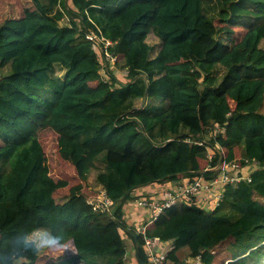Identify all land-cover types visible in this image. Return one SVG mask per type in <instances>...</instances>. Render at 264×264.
<instances>
[{"label": "trees", "instance_id": "obj_1", "mask_svg": "<svg viewBox=\"0 0 264 264\" xmlns=\"http://www.w3.org/2000/svg\"><path fill=\"white\" fill-rule=\"evenodd\" d=\"M28 3L35 25L0 17V228L43 211L80 250L64 264H127L120 231L142 242L124 218L133 191L211 177L216 171L206 168L220 157L239 166L254 160L261 168L251 180L227 185L212 209L174 204L145 235L172 241L178 264H193L198 252L204 264L221 254L227 264H262L264 100L239 106L264 92V0ZM48 132L71 175L49 174L40 137ZM183 138L203 141L214 156ZM94 189L111 201L108 210L88 202L85 191ZM136 255L146 261L138 244Z\"/></svg>", "mask_w": 264, "mask_h": 264}, {"label": "built area", "instance_id": "obj_2", "mask_svg": "<svg viewBox=\"0 0 264 264\" xmlns=\"http://www.w3.org/2000/svg\"><path fill=\"white\" fill-rule=\"evenodd\" d=\"M214 128L216 131L223 130L218 123H215ZM181 140L188 146L196 145L205 149L210 158L214 156L213 148L199 139L183 138ZM220 159L221 157L215 165L206 168L216 171L211 177L198 175L157 181L145 185L143 190L141 188L131 193L132 210L125 212V219L142 238V242L136 241L135 246L140 245L147 264H171L168 252H171L172 241H154L145 235L146 227L155 221L162 211L177 203L194 204L206 210L212 209L222 199L227 185L236 184L239 181H250L251 175L261 168L260 164L254 160L246 161L244 165L239 166L236 162H223ZM87 200L94 205L95 209L108 210L111 204L103 190L97 198L92 197ZM124 244L127 245V242ZM125 250L129 251L127 246ZM125 254L127 256L128 252L125 251ZM133 264H139V261L134 259Z\"/></svg>", "mask_w": 264, "mask_h": 264}, {"label": "clouds", "instance_id": "obj_3", "mask_svg": "<svg viewBox=\"0 0 264 264\" xmlns=\"http://www.w3.org/2000/svg\"><path fill=\"white\" fill-rule=\"evenodd\" d=\"M79 251L71 230L43 211L24 223L0 228V264H64L66 256Z\"/></svg>", "mask_w": 264, "mask_h": 264}, {"label": "rangeland", "instance_id": "obj_4", "mask_svg": "<svg viewBox=\"0 0 264 264\" xmlns=\"http://www.w3.org/2000/svg\"><path fill=\"white\" fill-rule=\"evenodd\" d=\"M29 7V8H28ZM29 10H28V9ZM33 8V5L31 3H28V0H0V17L1 18H5V17H25L29 24L35 25L37 23V20L35 18H33V15L30 13ZM239 28H236L235 30H238ZM242 32V31H241ZM100 57V55H99ZM112 61V60H111ZM110 66V67H109ZM108 69L112 72V74L114 76H116L117 78H119L120 80H125V75L124 73H122L119 70H116L115 67L113 65L109 64ZM124 75V76H123ZM108 77V76H107ZM261 82L263 83V80H261ZM264 100V92L263 89L260 88L257 96L248 102H245L243 104H238L240 105L239 107H241L243 110H253L260 102L261 100ZM229 104L231 106H234L235 104L232 101H229ZM256 109V108H255ZM261 111V109H259ZM262 113H264V101H263V107H262ZM167 115H164L162 118V120L165 119ZM141 124L143 126H147V124H149L150 119H145V118H141L139 119ZM164 128V127H163ZM41 139L43 141V143L46 145V156H47V163L49 165V174L54 176V177H64L63 175L65 173H67V175H71L72 171L71 168H69L68 164H66L65 162H63L62 160L59 159V157L56 155V146H55V141H54V135L51 132L42 134ZM54 141V142H53ZM142 188V189H141ZM143 187H140L141 190H143ZM66 193V188L59 190L58 194H57V198H59V196L63 195ZM101 190L100 189H94V190H86L85 191V196L88 198H92L95 197L97 198L98 195H100ZM256 198L259 199H264L259 197L258 195H256ZM130 209H132V204L127 203L125 207L123 208V211H129ZM121 232V236L123 238L124 242H127V245H129L130 249L132 248V240L127 237L126 235H124V233ZM226 243H224L222 245V247H219L217 249V251L222 252L224 249V245ZM132 250V249H131ZM129 250V251H131ZM132 254H134V252L132 251ZM126 255V254H125ZM196 258H194V264H204V258L206 256V252H198L196 253ZM224 256H217L216 258V263L217 264H227V260H223ZM223 260V263H221ZM174 264V263H171Z\"/></svg>", "mask_w": 264, "mask_h": 264}, {"label": "crops", "instance_id": "obj_5", "mask_svg": "<svg viewBox=\"0 0 264 264\" xmlns=\"http://www.w3.org/2000/svg\"><path fill=\"white\" fill-rule=\"evenodd\" d=\"M127 203H130V200ZM125 205H126V203H125ZM125 205H124V207H125ZM131 210L132 209H130V211ZM126 246L128 247L129 250L132 249L131 251L126 250V252H128V254L126 256L127 264H133L134 259L138 260L137 255H136L135 243L132 240V248L131 249H130L129 245H126ZM132 251L134 252V254H132ZM168 259L170 260L171 263L178 264V258L173 252H168ZM193 264H194V262H193Z\"/></svg>", "mask_w": 264, "mask_h": 264}, {"label": "water", "instance_id": "obj_6", "mask_svg": "<svg viewBox=\"0 0 264 264\" xmlns=\"http://www.w3.org/2000/svg\"><path fill=\"white\" fill-rule=\"evenodd\" d=\"M220 161H221V159H220ZM220 161H219V163H220ZM128 193H129V191L125 192V194L122 196V198H124L125 195ZM136 238H137V235H134V239H136ZM141 264H146V262H142Z\"/></svg>", "mask_w": 264, "mask_h": 264}, {"label": "bare ground", "instance_id": "obj_7", "mask_svg": "<svg viewBox=\"0 0 264 264\" xmlns=\"http://www.w3.org/2000/svg\"><path fill=\"white\" fill-rule=\"evenodd\" d=\"M262 264H264V261H263V263Z\"/></svg>", "mask_w": 264, "mask_h": 264}]
</instances>
